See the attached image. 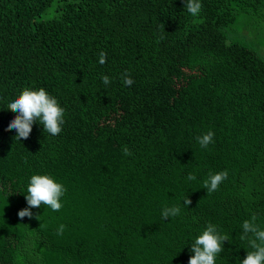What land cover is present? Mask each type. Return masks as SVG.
I'll list each match as a JSON object with an SVG mask.
<instances>
[{"label": "trees", "instance_id": "obj_1", "mask_svg": "<svg viewBox=\"0 0 264 264\" xmlns=\"http://www.w3.org/2000/svg\"><path fill=\"white\" fill-rule=\"evenodd\" d=\"M200 2L192 16L185 0H0V264H188L209 223L228 236L216 264L252 250L240 237L253 216L264 229V0ZM25 88L65 109L59 135L35 122L14 139L6 108ZM35 174L65 186L63 207L21 219Z\"/></svg>", "mask_w": 264, "mask_h": 264}, {"label": "clouds", "instance_id": "obj_2", "mask_svg": "<svg viewBox=\"0 0 264 264\" xmlns=\"http://www.w3.org/2000/svg\"><path fill=\"white\" fill-rule=\"evenodd\" d=\"M184 7L192 16H197L202 11L200 0H185ZM99 63H106V53L104 51L99 53ZM101 80L105 86L111 83L110 77L107 75H103ZM122 80L124 85L128 87L134 83L128 73L123 74ZM143 102L150 112L156 111L152 103ZM6 109L17 113L7 126L8 130H15L14 139L20 141L22 138L27 139L35 122L43 125V131L52 136L59 135L63 130L65 109L44 88L23 89L17 97L7 104ZM214 135L213 131H208L196 137V140L202 148H208L210 144L214 143ZM122 152L125 156L133 154L127 145L123 146ZM227 177L228 171L226 169L210 174L204 181V188L207 193L219 190L220 185ZM187 179L195 180L196 176L189 173ZM65 192V186L50 175L35 174L31 176L25 196L28 207L19 210V218L23 219L26 216L31 218L33 216L31 208H39L41 205L47 206L54 212L60 211L63 207L61 198L65 195ZM183 204L188 206L191 204V200L185 198ZM180 213L181 208L178 205L165 206L161 211L164 219L176 217ZM255 221L256 217L253 216L250 220H244L241 226L242 234L240 238L241 240H247L249 247L252 249L247 251V255L241 261V264H264V229ZM64 227L63 224L58 227V235L63 234ZM226 240H228V236L221 234L216 225L209 223L203 232L191 242L190 251L193 255L190 256L188 264H216L218 255L224 251Z\"/></svg>", "mask_w": 264, "mask_h": 264}]
</instances>
